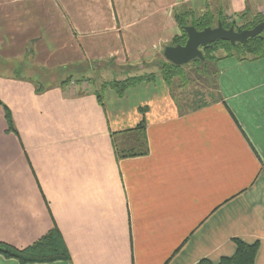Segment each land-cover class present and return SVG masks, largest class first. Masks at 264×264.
Returning <instances> with one entry per match:
<instances>
[{
	"label": "crops",
	"instance_id": "obj_1",
	"mask_svg": "<svg viewBox=\"0 0 264 264\" xmlns=\"http://www.w3.org/2000/svg\"><path fill=\"white\" fill-rule=\"evenodd\" d=\"M212 1L231 17L264 7L0 0V102L17 131L0 106L1 243L56 227L70 260L28 264H216L238 239L264 264V56L219 51L207 101L153 65L180 34L175 9ZM151 73L122 97L109 82Z\"/></svg>",
	"mask_w": 264,
	"mask_h": 264
},
{
	"label": "trees",
	"instance_id": "obj_2",
	"mask_svg": "<svg viewBox=\"0 0 264 264\" xmlns=\"http://www.w3.org/2000/svg\"><path fill=\"white\" fill-rule=\"evenodd\" d=\"M264 1V0H262ZM182 10H186L182 12ZM197 14V13H196ZM191 12L190 8L180 7L174 11V19L179 27L180 34L175 36L168 43L167 46L183 45L186 40V34L184 32L185 26H194L197 30H202L206 27H212L214 21H220L224 28L233 27L236 32H241L245 29H251L258 23L264 21V17L261 13H250V9L247 7L240 14H234L233 18H237L240 21H244L242 24L236 22V20H227L225 16V9L223 5L216 11L215 14L209 12L208 6L203 13L196 15ZM204 60H194L195 62L203 63L199 68L204 70L203 75H209L207 64H215L217 60V53L223 51L226 56H236L237 58L246 59H257L264 56V31L251 39H248L244 43H236L231 45L228 42L217 41L208 44L205 47L200 48ZM160 76L162 80L167 84L171 85L173 81H179L184 86V80L182 77L184 66H174L166 60L158 63ZM215 72L213 70V80ZM70 79V78H69ZM65 80V82H68ZM155 79V74H149L148 76L140 77H128L124 80L113 81L111 86L116 89L118 96H123L125 90L135 87L137 84L147 81L153 82ZM178 82V83H179ZM37 89V92H40ZM0 106L3 111L4 119L7 124L6 132L17 134L11 118V113L9 109L0 102ZM131 155V154H130ZM235 252L230 257H222L216 264H254L255 257L258 250V243L247 244L241 240L235 239ZM0 254L6 258H12L17 260L20 264L28 263H51L56 261H69L70 256L61 237L59 231L56 227L51 229L47 234H45L38 241L34 242L32 245L27 246L23 249H17L10 245L0 242ZM197 264H213L210 261L203 259Z\"/></svg>",
	"mask_w": 264,
	"mask_h": 264
},
{
	"label": "water",
	"instance_id": "obj_3",
	"mask_svg": "<svg viewBox=\"0 0 264 264\" xmlns=\"http://www.w3.org/2000/svg\"><path fill=\"white\" fill-rule=\"evenodd\" d=\"M263 31L264 21L251 29H245L241 32H236L232 26L227 29L224 28L220 21H217L216 27H206L202 30H197L194 26H185V43L183 45L165 46L162 55L172 65L183 66L196 59L204 60L200 50L201 47L217 41L228 42L231 45L241 44L260 35Z\"/></svg>",
	"mask_w": 264,
	"mask_h": 264
},
{
	"label": "rangeland",
	"instance_id": "obj_4",
	"mask_svg": "<svg viewBox=\"0 0 264 264\" xmlns=\"http://www.w3.org/2000/svg\"><path fill=\"white\" fill-rule=\"evenodd\" d=\"M262 2H264V1H262ZM255 5V4H254ZM262 5H264V3H262ZM208 9H209V12L210 13H212V14H215L216 13V11L221 7V5H220V3H217V2H210L208 5ZM207 6L206 7H204L203 8V11L207 8ZM190 9H191V12L193 13H197L196 15H198L199 13V11L200 10H202V8L200 9V10H195V8H194V6H191L190 7ZM184 11H186V10H182V12H184ZM261 11V14H262V16L264 17V7H263V9L262 10H260ZM243 11H241V12H236V13H238V14H240V13H242ZM225 13H227V10H225ZM225 16H226V18H227V20H236V22H238L239 24H242L244 21H240L239 19H237V18H233V17H231V16H227L226 14H225ZM219 21V20H218ZM213 26V28L214 27H216V25H217V21L215 20L214 21V23L212 24ZM221 52V54L223 53V51H220ZM218 57L220 56V55H217ZM165 61V59L163 58V57H159V59H158V61H155L154 63H153V65H157L158 66V63H160L161 61ZM201 64H203V63H199V62H195V61H190V62H188L187 64H184L183 66V72L185 71V72H187L188 74L190 73V74H192V75H194V77H193V80H191V81H189V82H187V83H185V85L184 86H186L187 88H199L200 87V89L198 90L199 92H200V95L199 96H197L198 97V99H202V100H200V101H207V100H209L210 99V97L212 96V95H208V94H210L209 92H208V89H210V87H213L212 86V83H213V63L212 64H207L206 66H207V69H208V73H209V75H206V73H205V76L203 75V73H204V70L203 69H201V68H199V66H201ZM159 67V66H158ZM150 71H153V69H151ZM154 74V73H153ZM156 75V74H155ZM78 77V76H77ZM128 78V77H127ZM85 80L87 81H91L90 79H87V78H85ZM115 80H117V79H114L113 81H115ZM122 80V79H121ZM109 82L110 83H112V81L111 80H109ZM178 82L179 81H173L172 83H171V85H172V88H174V89H176V85H174V84H177L178 85ZM174 83V84H173ZM100 86V85H99ZM114 88V87H113ZM130 89V88H129ZM114 90H115V93H117L116 92V89L114 88ZM205 90V91H204ZM126 91V90H125ZM190 92H192V90L190 91ZM175 93H176V95H175V98L177 99H180V98H182V96L180 95V92H178V91H175ZM202 93H204L203 95H201ZM124 95V94H123ZM184 98V100H187V101H189V103L191 102V100H192V97H190V96H185V97H183ZM196 98V97H195ZM192 103H196V102H192Z\"/></svg>",
	"mask_w": 264,
	"mask_h": 264
}]
</instances>
